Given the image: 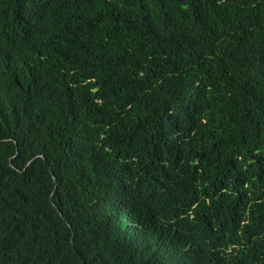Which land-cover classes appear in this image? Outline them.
Returning a JSON list of instances; mask_svg holds the SVG:
<instances>
[{
	"label": "trees",
	"instance_id": "trees-1",
	"mask_svg": "<svg viewBox=\"0 0 264 264\" xmlns=\"http://www.w3.org/2000/svg\"><path fill=\"white\" fill-rule=\"evenodd\" d=\"M0 264H264V0H0Z\"/></svg>",
	"mask_w": 264,
	"mask_h": 264
}]
</instances>
